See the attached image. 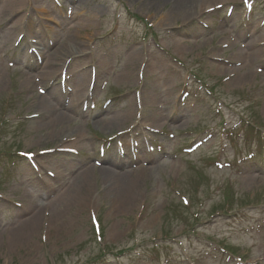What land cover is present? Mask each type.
<instances>
[{"label": "rangeland", "instance_id": "1", "mask_svg": "<svg viewBox=\"0 0 264 264\" xmlns=\"http://www.w3.org/2000/svg\"><path fill=\"white\" fill-rule=\"evenodd\" d=\"M160 1L21 0L5 9L8 0H0L5 25L15 22L13 11L19 21L10 42L0 26V264H264V0H214L175 20L178 0ZM58 19L60 27L49 22ZM85 20L86 56L68 71L75 92L84 75V93L90 68L99 71L94 109L80 101L70 129L52 139L35 105L50 102L49 86L22 85L35 73L20 65L14 42L48 34L64 45L69 28ZM252 41L263 51L260 62L248 59ZM242 68L246 81L234 84ZM125 72L129 81L119 79ZM150 101L162 114L153 120ZM123 135L154 152L148 166L128 165L137 178L132 202L123 197L128 187L116 188L102 172L110 156L120 159L118 142L127 152ZM197 142L194 154L183 153ZM19 152L34 156L39 173ZM31 219L37 225L28 231Z\"/></svg>", "mask_w": 264, "mask_h": 264}, {"label": "bare ground", "instance_id": "2", "mask_svg": "<svg viewBox=\"0 0 264 264\" xmlns=\"http://www.w3.org/2000/svg\"><path fill=\"white\" fill-rule=\"evenodd\" d=\"M21 0H8L7 2V7H4L5 9H13L15 7L18 6V4L20 3ZM158 2L160 0H157ZM214 0H178V3H176V7L173 11L172 9V13L170 14V19H180L183 18L185 15L189 18L193 15L198 14L202 7H205L207 4L212 3ZM161 2V1H160ZM1 6V4H0ZM17 11H13L12 14H14V17H12L11 21L15 20V22L12 24V26H6L5 25V17L4 15H0V26H3V37H7L8 36V42H10V35L12 30L14 29V26L18 27L19 21L17 20V15H16ZM19 18V17H18ZM57 21V20H55ZM64 22V20H59L57 21V27H60ZM89 22V21H88ZM33 23V22H32ZM225 25L228 26L231 22L229 21H224ZM87 24V20H85V22L83 21H79L76 22L72 27H70L69 32H68V42H66V44L64 45H59L57 46V48L55 49V51L49 52L47 50V46H45V44H41L42 40L38 39L37 41L41 42V43H36L37 46L35 47L40 53L39 55L44 59L45 61V66L44 69L41 71H37L39 73H36V75H38L37 77L42 81V83L46 86H48V83L53 80L56 76V72L58 73L61 72L60 68H62L66 62V60H82L86 55H85V50L84 48H82V46H84V42H81V30H83L85 28ZM31 29V27H29V30ZM242 32H239V34H241ZM19 36H17L16 40L18 39ZM15 40V41H16ZM86 47V45H85ZM249 51H250V56L248 59H250L251 61L255 62V61H261L262 59V54L263 51L262 49L258 48L257 42L256 41H252L249 42ZM13 52L16 53H20V59L22 57H24L25 54L22 53V49L19 50H13ZM129 57V65L130 66H134L136 61H137V55L136 52L133 51L130 53ZM247 66H250L248 64H246ZM36 68V65L30 66V69H34ZM59 68V69H58ZM58 70V71H57ZM236 71V73H238L237 78L233 80L234 84H240L246 81V74L249 70H247V68H242V69H236L234 70V72ZM233 75V74H232ZM131 77V72H125L123 75H121V77L119 78L121 81H129ZM84 75L80 74L78 76L77 82L78 86H77V90L76 92H74L73 96L71 97V102L68 106H65L62 102V100H64V97L61 93V90L57 88V86L55 85V83H53L51 86L48 87L47 89V95L51 98L50 102L47 104L44 100H40L41 102H36L35 105H40L41 109L40 112H42L44 114V116H41V119H46V121H48L46 124L42 125V128L44 130H49V134L53 135L52 139L55 138V133L62 131L64 129H68L71 124H72V116L73 114H78V103L82 100H84L86 93H84V89L83 88V83H84ZM33 83V82H32ZM30 82V80L28 79H24L22 82V85L25 86L26 88L32 89L33 88V84ZM151 89H148L147 91L152 93V96H155L154 94V87H150ZM157 97V96H156ZM155 97H152V99ZM56 103V107L54 106V104ZM150 113H149V118L150 119H155L158 118L160 116H162V114L158 113V112H154V107L152 108L151 105L153 104V101H150ZM62 107V108H61ZM61 108V109H60ZM59 110H62V113H58ZM144 111L147 112L146 110V106H144L143 108V113ZM141 113V115L143 114ZM172 113V112H171ZM131 113L128 112L127 117L130 115ZM126 115V114H125ZM168 118H170L171 120H174L173 116L169 115V112L167 114ZM135 119L137 120L136 122L141 123V118H138V115H135ZM177 120V119H175ZM178 121V120H177ZM138 125V124H137ZM108 124L107 122L103 124V127L107 128ZM70 129V128H69ZM128 135H123L121 138L124 140L123 142L128 141ZM84 136L81 135L79 138H83ZM58 138V137H56ZM78 139V137H77ZM76 139V140H77ZM129 139H132L131 136H129ZM75 140V141H76ZM120 162L117 159L113 158V157H109L105 164L108 166H106L108 169H104L102 170L104 175L110 176L112 178V180L114 181L113 185H115L116 188H118V186H120V184L122 185V187H128V190H126V193H123V197H125L126 200L128 201H133V199L130 197V190H133L134 187L136 186L137 182V178H135L134 173L132 171H129L128 168V162ZM94 170L91 169L87 172H85L83 174V176H81L80 179V186L79 188L83 189L88 185L89 182V175L90 173H92ZM118 171H121L120 173ZM248 173V180L255 182L256 181V177L253 176V171L251 170V168L249 169ZM118 185V186H116ZM122 198L121 196V192L119 193V195L117 196L116 202L117 204L120 203L119 199ZM36 225L37 223L35 222L34 219L29 220L26 223V229H28V231H33L36 229ZM30 233V232H29Z\"/></svg>", "mask_w": 264, "mask_h": 264}]
</instances>
